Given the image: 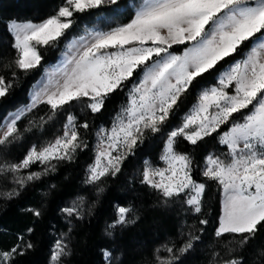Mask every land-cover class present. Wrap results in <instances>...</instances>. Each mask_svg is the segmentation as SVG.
<instances>
[{"label": "snow or ice", "instance_id": "6c2138e0", "mask_svg": "<svg viewBox=\"0 0 264 264\" xmlns=\"http://www.w3.org/2000/svg\"><path fill=\"white\" fill-rule=\"evenodd\" d=\"M105 2L65 0L55 15L40 23L12 21L9 30L17 50L15 65L24 71L36 68L41 60L37 46L49 45L63 36L74 22L70 19L74 12L97 10ZM107 3L117 5L118 0ZM88 35V41L80 38L78 47L71 44L69 51L75 49V53L66 56L63 67L57 70L59 78L50 79L34 95L32 107L47 103L55 114L70 102L87 97L91 100L87 106L92 112H99L108 94L121 88L137 69L141 71L139 82L130 90L129 106L124 109L126 122L121 119L114 124L106 135L108 147L97 153L96 163L89 168L86 182L90 184L107 175H116L125 156L123 153L113 156V151L123 146L131 153L143 136L142 128L160 132L182 94L221 62L238 54L242 46H251L243 59L219 75L217 86L201 91L183 123L167 133L162 157L167 169L146 168L142 181L165 198L188 194L186 203L200 212L205 184L192 178L190 157L174 150L177 138L183 137L195 145L217 132L221 125L228 124L234 114L249 110L243 115V122L232 123L221 137L220 142L230 149V160L209 156L203 171L207 179L218 183L223 194L216 236L238 234L243 237L238 243L242 247L248 244L258 226L264 224V0H140L129 22L108 31H90ZM173 45L185 47L177 54L170 51ZM9 87L0 76V97L6 95ZM20 116L17 113L0 125L5 129L0 146L9 143V138H17L16 122ZM82 127L88 128V124ZM241 142L243 148L238 147ZM81 143L75 117L69 115L63 136L39 149L33 146L19 163L0 164V172L17 173L37 161L48 164L52 160H71ZM45 173H30L26 178H17L15 183L23 188L27 181L38 180ZM155 176L160 180L153 179ZM18 194L14 190L6 195L11 198ZM30 211L37 217L41 215L38 209ZM65 211L72 215L75 210ZM131 212L130 208H118L116 223H134L129 219ZM18 247L0 251V264H11L14 255H22ZM27 247L31 248L32 244L28 243ZM191 247L189 241L180 252ZM67 249L68 245L58 240L50 255L51 264H61V258L69 254ZM172 251L168 248L169 253ZM105 256L111 254L105 252ZM175 259L173 256L166 264H173ZM225 264H242V260L232 259Z\"/></svg>", "mask_w": 264, "mask_h": 264}, {"label": "trees", "instance_id": "16d2710c", "mask_svg": "<svg viewBox=\"0 0 264 264\" xmlns=\"http://www.w3.org/2000/svg\"><path fill=\"white\" fill-rule=\"evenodd\" d=\"M65 0H0V76L7 89L0 97V123L9 111L28 103L31 84L41 75L47 64L56 62L64 42L70 36H79L95 15L112 10L115 5H104L100 9L74 12L72 26L57 41L37 46L40 64L31 70L19 69L14 61L17 50L15 40L8 28L10 21L42 22L55 15ZM124 8L113 23L97 24V30L129 22L133 8L127 0L118 4ZM93 24V23H90ZM185 45L170 49L181 53ZM250 45L242 46L238 54L221 62L216 69L199 78L187 92L181 95L170 112L161 131L153 133L143 130V136L131 153L123 152L116 175L102 177L95 184L87 183V166L94 157L95 131L102 126L108 128L126 103L128 90L141 71L125 81L104 99L99 112H92L87 106V97L70 102L53 114L47 103H39L24 114L16 123L17 138L0 146V164L19 163L33 146L39 149L62 135L68 115L75 117L76 130L81 147L77 148L71 160H52L48 164L39 161L17 173L0 172V251L18 247L11 264H51L50 255L58 240L68 245V255L61 258V264H166L176 257L173 264H225L232 259H241L242 264H264V224L258 226L255 237L243 247L238 243L243 237L238 234L216 236L220 214V191L216 181L203 175L204 159L211 154L222 160L229 159L228 148L219 142L218 136L226 131L232 121L243 120L249 110L234 114L228 124L221 125L217 132L205 136L195 145L178 137L174 150L190 157L191 175L198 183L205 184L201 199V211L184 212L179 200L185 204L184 195L165 198L160 191L143 183L142 170L145 160L160 166V155L167 133L182 123V116L196 102L199 92L216 85V75L229 63L239 59ZM15 73V75H13ZM51 117V119H49ZM87 123L88 128L82 125ZM49 169L45 173V169ZM45 173L38 180L27 181L21 188L17 178H26L30 173ZM18 195L8 198L13 191ZM119 207L130 208L129 219L134 223L113 224L117 220ZM38 209L40 216L30 210ZM65 209H74L69 215ZM207 221L201 224L200 221ZM31 229V231H29ZM198 237V239H197ZM189 241L192 247L181 253ZM32 247L28 248L27 244ZM172 248V252H168ZM104 251L111 256L106 259Z\"/></svg>", "mask_w": 264, "mask_h": 264}, {"label": "rangeland", "instance_id": "374dc122", "mask_svg": "<svg viewBox=\"0 0 264 264\" xmlns=\"http://www.w3.org/2000/svg\"><path fill=\"white\" fill-rule=\"evenodd\" d=\"M120 1V0H118ZM140 2V0H127V4H128V7L130 8H133L134 10V7L136 5H138ZM104 5H111L109 3H107V0L105 2ZM124 8L121 6V4H117L115 5L112 10H109V11H104V12H101L97 15L94 16L93 19H89L88 20V23L87 26L85 27V31H83L79 36H70L65 42H64V45L61 49V51L59 52L58 54V57L56 59V62L52 63V64H47L46 66L43 67L42 69V73L41 75L37 78V80L35 82H33L29 88V92H28V97H29V101L27 104L25 105H22V106H18L17 108H15L14 110L12 111H9L6 116L3 118L2 122L0 123V125H4L6 124L11 118L12 116H14L15 114L17 113H21V116L20 118L26 114L27 112H29L27 109L29 108H33L32 107V104H33V98H34V95H36L37 93H40L44 88L45 86L48 85V81L50 79H58L59 78V73L57 72L58 69H61L63 67V64H64V61H65V58L66 56H71L72 54L75 53V49H72L71 51H69L70 47H71V44H76L77 47L79 46V44L81 43L80 41V38L81 37H84V40L85 41H88L90 39L88 33L90 31H95L97 30V28L95 27V25L97 24H102V23H105V25H108L110 23H113L115 21L116 18H118L120 15L121 12H123ZM117 12L119 14H117ZM15 21V20H13ZM12 21H10L8 23V28H9V25ZM16 22H23V21H16ZM24 22H28V21H24ZM40 23V22H39ZM90 23H93V24H90ZM11 32V31H10ZM12 33V32H11ZM13 35V33H12ZM14 37V35H13ZM150 43V42H149ZM175 46V45H173ZM251 47V46H250ZM249 47V48H250ZM249 50V49H248ZM247 51H245L242 56L229 63L227 66H225L224 68H222L218 74L216 75V85H213V86H208V87H205L203 88L202 90H205V89H209L211 87H214V86H217L218 85V77L221 73L227 71L229 69V67L236 61H239L241 59H243L246 55H247ZM182 53V52H181ZM180 54V53H178ZM141 74L138 76L137 80L130 86L129 90H128V98H127V101L125 104H123L120 108H119V111L116 113V115L114 116L112 122H111V125L108 127V128H104L102 126L98 127L95 131V141H94V146H93V150H94V157H93V160L92 162L87 166V170H86V173H87V177L89 175V168L90 166L94 165L96 163V160H97V153L103 149H106L108 147V140L106 138V135L110 133V130L112 129V127L114 126L115 123H117L118 121H120L121 119H124L125 122L127 120V114L124 112V109L127 108L129 106V93H130V90L132 89V86L134 84H137L139 82V79L141 77ZM201 90V91H202ZM201 91L199 92V94L201 93ZM199 96V95H198ZM198 102V99L196 100V102H194L190 108L185 112V114L182 116V123L184 121V118L187 114H189L191 112V110L193 109L194 105H196ZM90 103H91V100H90ZM39 104V103H37ZM36 104V105H37ZM69 116V115H68ZM67 116V117H68ZM18 121V120H17ZM234 122H243V120L241 121H232V123ZM67 123V118H66V121L64 123V126H63V132H62V135L64 134V130H65V124ZM181 123V124H182ZM232 123L230 124L229 128L224 131L223 133H221L219 136H218V139H219V142L221 141V137L223 136V134L225 132H228L232 126ZM177 128V127H176ZM175 129V128H173ZM172 129V130H173ZM103 130V131H102ZM144 129L142 128V131ZM5 131L4 127L0 126V136L3 135V132ZM59 136V137H61ZM166 140H167V136L165 137V140H164V143H163V148H162V151H161V155H160V161H161V165L160 166H154L152 165L148 160H145V164H144V167H143V170H142V177H143V172L146 168H149V169H153V170H166L167 167H168V164L167 162L162 158L164 153H165V148H166ZM55 141V140H54ZM53 141V142H54ZM103 141V142H102ZM221 143V142H220ZM222 145H225L227 148H228V152L230 153V149L228 147L227 144H224V143H221ZM239 148H243V143L241 142L238 146ZM31 149V148H30ZM125 151L124 147L121 146V148L117 151H113L112 152V155L113 156H116V155H119L120 153H123ZM209 156H212L213 158H216V156H213L211 154L207 155L204 159V164H203V171L205 170L206 166H207V158ZM220 158V157H219ZM221 159V158H220ZM222 160V159H221ZM230 160V155H229V159L228 160H224L225 162H228ZM103 163L106 164L107 163V160L104 159L103 160ZM165 175H168L167 172H165ZM153 179H155L156 181H159L160 180V177L159 176H155L153 177ZM149 185V184H148ZM204 193V192H203ZM194 194V193H192ZM181 195H184L185 197V204L182 202V200H179V206H181L183 208V211L184 212H187V211H190V208H192L191 206H189L187 203H186V200L189 198V195L188 194H181ZM203 196V194H202ZM202 196H201V199H202ZM222 199H223V194H222V190L220 191V214H219V218L222 214ZM201 206V205H200ZM120 208V207H119ZM191 211L193 213H197L194 211V209L192 208ZM117 212H118V209H117ZM113 225H118V223H114ZM218 227H219V224H218ZM217 227V228H218ZM56 244V243H55ZM55 246V245H54ZM54 246H53V249H54ZM52 249V250H53ZM105 252H108V251H104V256H105ZM109 253V252H108ZM106 259H108L109 257H106Z\"/></svg>", "mask_w": 264, "mask_h": 264}]
</instances>
